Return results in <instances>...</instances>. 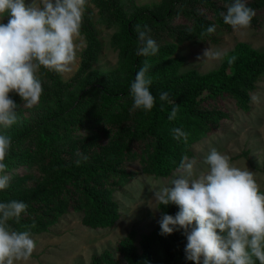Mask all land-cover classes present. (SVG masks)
I'll list each match as a JSON object with an SVG mask.
<instances>
[{
	"label": "trees",
	"instance_id": "trees-1",
	"mask_svg": "<svg viewBox=\"0 0 264 264\" xmlns=\"http://www.w3.org/2000/svg\"><path fill=\"white\" fill-rule=\"evenodd\" d=\"M101 2L118 25L114 35L116 46L120 49L136 47L138 51L143 45L138 40L136 26L141 25L143 30L147 25L150 29L147 36L156 42L158 51L150 56L133 54L126 80L116 82L111 76L98 80L89 72L97 53L93 26L87 20L81 30L89 41L71 81L65 82L59 73L41 67L44 84L41 83L40 102L53 103L54 109L33 125L18 105L17 122L7 127L12 140L4 160L6 171L0 175L18 174L15 169L25 165L32 167L40 177L35 183H29L28 176L10 177L9 187L0 190V202L16 200L27 205L19 222H8L12 230L22 231L25 226L34 224L31 233L46 231L68 212L80 213L81 222L87 226L112 225L120 214L117 201L112 197L114 187L119 188L132 176L124 169L125 163L138 161L149 178L170 177L183 156L194 155L190 149L192 144L208 131L220 128L219 121L228 117L218 101L230 97L247 111L246 91L264 74V51L237 50L232 64L227 59L217 69L198 74L182 71L181 59L172 57L160 44L167 39L181 41L184 32L194 26L207 29L198 12L204 6L214 12L219 24H225L222 13L226 14V10L216 0H160L151 7L131 1L123 8L116 0ZM176 20L180 24H175ZM182 20L190 23H181ZM145 61L151 65L146 75L152 81L149 90L155 97L150 111L133 108L130 92L135 74ZM73 86L79 89L69 92ZM162 93L168 94L167 100H160ZM10 95L15 103L22 101L17 94ZM212 99L219 107L207 103ZM175 106H178L176 118L169 120ZM174 128L188 133L187 143L173 138ZM0 133L7 132L2 128ZM78 152L88 159L78 157ZM247 155L248 150H243L232 158ZM77 159L81 161L79 165ZM260 170L264 173V167ZM158 208V221L163 214L175 216L179 211L174 204H158ZM158 221L151 231L142 233L140 252L135 247L137 232L134 229L119 240L117 247L123 255V263L194 264L185 257L187 239L183 229L162 235ZM110 255V250L104 249L94 257L92 264H117L118 261H110Z\"/></svg>",
	"mask_w": 264,
	"mask_h": 264
},
{
	"label": "clouds",
	"instance_id": "clouds-1",
	"mask_svg": "<svg viewBox=\"0 0 264 264\" xmlns=\"http://www.w3.org/2000/svg\"><path fill=\"white\" fill-rule=\"evenodd\" d=\"M85 4L86 0H39V3L32 0L28 5L25 0H0V21L7 17L6 23L0 22V125L7 128L17 122L18 105L9 97L10 93L17 94L26 108L39 103L43 88L36 73L41 67L56 73L72 70ZM254 15L243 0H235L226 14L222 13L223 22L241 35L250 27ZM136 31L143 45L138 55H155L158 45L147 36L148 26L141 30V25H137ZM214 31L215 26L206 30L208 34ZM226 55L219 49L208 48L204 52L208 59H222ZM235 59L230 57L228 63ZM150 68L145 61L131 84L135 109L150 111L154 106L155 97L149 90L152 81L146 75ZM159 98L165 101L168 94L162 93ZM177 112L178 106L173 107L168 119L174 120ZM172 132L174 139L187 143V132L180 128ZM10 146L11 138L0 135V173L6 171L4 160ZM77 156L88 159L79 152ZM80 162L77 159V165ZM196 164L195 159L183 156L176 169L177 178L152 190V199L160 206L179 207L175 216H161L158 221L161 234L183 229L187 239L185 257L194 264H264V192L254 173L235 166L227 154L215 148L204 158L207 170H198ZM9 182L8 175H0V190L7 189ZM26 208L21 201L0 202V264L26 262L35 250L31 236V227L35 225L17 231L8 223L19 222ZM81 223L89 229L111 226Z\"/></svg>",
	"mask_w": 264,
	"mask_h": 264
},
{
	"label": "rangeland",
	"instance_id": "rangeland-1",
	"mask_svg": "<svg viewBox=\"0 0 264 264\" xmlns=\"http://www.w3.org/2000/svg\"><path fill=\"white\" fill-rule=\"evenodd\" d=\"M131 1L140 6L151 7L152 3L160 0H116L120 8L127 7ZM216 1L224 11H227V8L235 2V0H230L229 3L226 0ZM31 2L32 0H25L26 5ZM36 2L39 3V0ZM243 2L255 12L250 27L244 30L245 34L241 35L239 31L233 30L230 25L219 24L214 12L204 6L202 9L199 8L198 12L201 20L208 27L215 26L213 33L208 34L207 29L203 30L194 26L184 32L186 34L181 36V41L167 39L165 43L160 44L168 49L172 57L181 59L180 69L182 71L191 70L198 74L217 69L224 60L233 56L237 50L264 51V0H243ZM87 20L93 26L97 53L89 72H92L98 80L108 76H111L116 82L122 79L126 80L129 76L127 71L129 60L133 54L138 52L136 47L129 46L120 49L115 45L114 35L118 25L113 22L101 0H86L82 23L87 22ZM0 22L6 23L7 17ZM181 23L189 24L190 21L182 20ZM175 24H180V22L176 20ZM88 41L87 34L81 30L80 37L75 41L76 61L70 66L72 69L70 72L59 73L61 80L71 81V78L76 75L82 52ZM208 48L219 49L226 52L227 55L222 59L205 58L204 52ZM36 76L44 84L41 68L37 71ZM88 79H86L87 82ZM78 89L79 86H73L68 91L74 92ZM246 93L248 96L247 111L239 108L230 97H227L223 102L218 101L219 104L222 103L221 108L228 112V117L219 121L220 128L208 131L204 137L192 144L190 149L194 155L189 159L197 161L196 168L198 170H207L204 158L212 148H215L219 152L227 154L235 166L248 168L252 171L261 191L264 192V173L260 170L264 167V74L254 82V87L248 89ZM253 96L258 97V99L254 101ZM10 98L15 99L11 95ZM207 103H212L211 106L213 107H219L213 99ZM16 104L23 109L24 116H29L30 123L33 125L46 117L47 113H50L55 107L53 103L40 101L37 107L35 105L32 108H26L23 101ZM208 106L207 104L206 107ZM0 126V131L3 128L7 132L0 133V135L9 136L7 128ZM76 140L78 139H72V141ZM243 150H248L246 157L232 158ZM123 167L132 176L119 188L114 187L112 197L117 201L120 214L113 225L101 229H89L81 223L77 213H64L56 223L49 225L46 231L31 233L36 244L35 250L28 261L17 262V264H92L94 257H98L104 249L110 250L112 263L118 261L117 264H124L123 255L117 245L119 240L132 229L137 232L135 247L140 252L142 233L151 231L159 217L158 203L152 199V190L168 185L172 179L177 178V173L174 172L167 178H149L145 175L138 161L125 163ZM15 172L18 174L9 177L17 179L28 176L26 178L29 183L32 181L35 183L36 180L40 181L38 172H34L32 167L23 165L15 169Z\"/></svg>",
	"mask_w": 264,
	"mask_h": 264
}]
</instances>
